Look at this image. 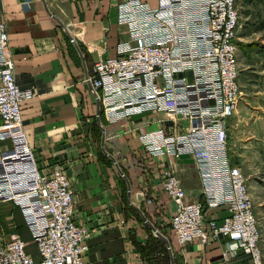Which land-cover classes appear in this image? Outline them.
<instances>
[{
  "label": "built area",
  "instance_id": "2783aa9c",
  "mask_svg": "<svg viewBox=\"0 0 264 264\" xmlns=\"http://www.w3.org/2000/svg\"><path fill=\"white\" fill-rule=\"evenodd\" d=\"M235 0H123L118 22L130 40L118 57L100 60L87 78L105 118L117 122L149 111L173 118L140 140L153 157L192 154L202 182L203 201L186 202L176 174L167 170L163 188L176 205L171 220L179 244H208L226 238L263 264L260 231L246 179L231 161L228 127L242 97L239 84ZM9 37L0 10V203L20 209L39 260L20 237L0 247V264H83L89 230L75 223L73 191L62 167L44 175L26 134L22 104L32 97L15 79ZM184 120L188 126L178 121ZM223 208L221 220H207Z\"/></svg>",
  "mask_w": 264,
  "mask_h": 264
},
{
  "label": "crops",
  "instance_id": "0c3cea01",
  "mask_svg": "<svg viewBox=\"0 0 264 264\" xmlns=\"http://www.w3.org/2000/svg\"><path fill=\"white\" fill-rule=\"evenodd\" d=\"M122 2L0 0L17 85L32 93L22 104V117L39 168L47 176L64 169L73 219L90 233L83 264H253L250 254L231 249L226 238L178 243L171 228L176 205L163 188V175L176 174L186 202L203 201L196 159L190 153L153 157L140 140L170 130L173 118L149 111L111 123L103 115L87 78L96 62L118 57L130 40L128 28L118 22ZM9 147L0 143V151ZM226 215L223 208L209 209L206 219ZM0 222L3 244L20 237L40 259L19 208L1 204Z\"/></svg>",
  "mask_w": 264,
  "mask_h": 264
},
{
  "label": "rangeland",
  "instance_id": "374dc122",
  "mask_svg": "<svg viewBox=\"0 0 264 264\" xmlns=\"http://www.w3.org/2000/svg\"><path fill=\"white\" fill-rule=\"evenodd\" d=\"M235 2L240 16L237 48L242 97L229 122V148L232 164L241 169L249 188L264 264V0ZM5 238L0 222V247Z\"/></svg>",
  "mask_w": 264,
  "mask_h": 264
}]
</instances>
